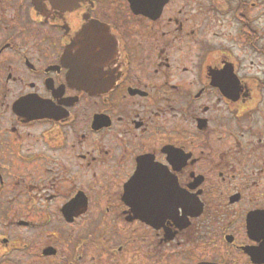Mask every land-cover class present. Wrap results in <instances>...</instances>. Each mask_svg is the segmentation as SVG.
Returning <instances> with one entry per match:
<instances>
[{"label": "flooded vegetation", "instance_id": "af4514ba", "mask_svg": "<svg viewBox=\"0 0 264 264\" xmlns=\"http://www.w3.org/2000/svg\"><path fill=\"white\" fill-rule=\"evenodd\" d=\"M0 264H264L263 0H0Z\"/></svg>", "mask_w": 264, "mask_h": 264}, {"label": "water", "instance_id": "95a60500", "mask_svg": "<svg viewBox=\"0 0 264 264\" xmlns=\"http://www.w3.org/2000/svg\"><path fill=\"white\" fill-rule=\"evenodd\" d=\"M165 1H166V0H164V2H165ZM142 10H143V9H142ZM142 10H141V11H142ZM78 57H79V56H78ZM78 65H79V64L76 63V67H77ZM73 77H74L73 80H74L75 83H77L78 85H82V82H81L82 79H79L78 76H77V74H74Z\"/></svg>", "mask_w": 264, "mask_h": 264}, {"label": "rangeland", "instance_id": "374dc122", "mask_svg": "<svg viewBox=\"0 0 264 264\" xmlns=\"http://www.w3.org/2000/svg\"><path fill=\"white\" fill-rule=\"evenodd\" d=\"M263 6H264V0H263Z\"/></svg>", "mask_w": 264, "mask_h": 264}]
</instances>
